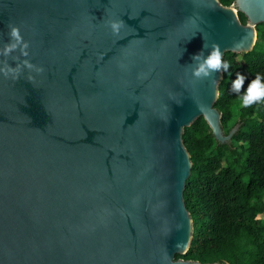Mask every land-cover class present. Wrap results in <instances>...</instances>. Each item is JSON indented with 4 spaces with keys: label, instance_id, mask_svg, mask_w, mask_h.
I'll return each mask as SVG.
<instances>
[{
    "label": "water",
    "instance_id": "obj_1",
    "mask_svg": "<svg viewBox=\"0 0 264 264\" xmlns=\"http://www.w3.org/2000/svg\"><path fill=\"white\" fill-rule=\"evenodd\" d=\"M260 24L264 0H0V264H229L177 258L184 130L240 127L215 107L222 71L195 79L191 57L248 53Z\"/></svg>",
    "mask_w": 264,
    "mask_h": 264
},
{
    "label": "trees",
    "instance_id": "obj_2",
    "mask_svg": "<svg viewBox=\"0 0 264 264\" xmlns=\"http://www.w3.org/2000/svg\"><path fill=\"white\" fill-rule=\"evenodd\" d=\"M229 6L234 0H219ZM242 23L246 17L238 13ZM248 53H226L215 107L225 133L239 123L229 144L217 143L203 117L186 127L183 142L192 161L184 200L193 220V238L184 255L192 261L264 264V104L234 110L231 91L237 73L244 88L264 75V24L257 26ZM241 89V92L244 91Z\"/></svg>",
    "mask_w": 264,
    "mask_h": 264
},
{
    "label": "clouds",
    "instance_id": "obj_3",
    "mask_svg": "<svg viewBox=\"0 0 264 264\" xmlns=\"http://www.w3.org/2000/svg\"><path fill=\"white\" fill-rule=\"evenodd\" d=\"M107 26L111 30L113 36L121 39V31L126 27V24L121 19H110L107 21ZM11 37L16 41V43H11L7 45L3 54L7 55L9 52L14 50L17 46V43L21 41L18 30L15 27H12L10 30ZM27 44H23V48H27ZM203 48H208V45L205 43ZM201 51L194 54L191 58L195 61V67L192 68V77L195 79L207 78L213 73L220 71L227 72L230 64L226 61H222L221 53L217 46L212 45L211 49L207 51V55L203 54ZM27 55V53H24ZM27 67L32 68L33 65L27 64ZM36 72H41V68H35ZM31 79V77H29ZM246 77L242 74L237 73L236 78L232 81L231 91L236 95L234 101V110L240 108H248L254 104H264V75L257 74L254 79H252L246 88H244V81ZM244 88V91L241 92V89Z\"/></svg>",
    "mask_w": 264,
    "mask_h": 264
}]
</instances>
